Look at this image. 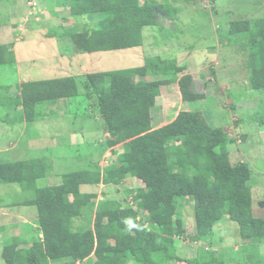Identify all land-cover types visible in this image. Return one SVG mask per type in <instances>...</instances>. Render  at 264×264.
<instances>
[{"label": "trees", "instance_id": "trees-1", "mask_svg": "<svg viewBox=\"0 0 264 264\" xmlns=\"http://www.w3.org/2000/svg\"><path fill=\"white\" fill-rule=\"evenodd\" d=\"M62 2L74 19L103 18L92 28L84 24L81 32L68 31L72 49L79 55L142 48L144 30L161 29L160 34L167 37L161 19L175 15L173 0ZM228 34L231 48L244 56L249 90L264 89V18L231 22ZM15 60L9 47H0V67L13 65ZM155 61V70L144 65L83 79L68 77L21 85L15 103L22 107L25 122L32 124L42 119L46 104L79 97L77 83L82 80L86 100L96 99L105 121L110 137L107 145L112 149L121 145L123 152L111 166L100 167L93 162L85 169L62 174L61 185L43 188H38L37 182L50 173L44 159L0 163L1 184H17L23 192L34 193L32 199L18 206L36 208L42 235L33 239L28 249H20L16 238L6 244L2 250L4 264L185 262L176 244L185 243L180 240L186 233L183 223L175 220L181 198L194 204L197 241L209 237L218 223L230 221L238 225L242 242H264V218L255 217L253 211L251 171L246 163H231L230 137L195 112H180L171 124L153 129L152 111L161 89L176 83L185 70L176 60L155 56ZM139 77L146 80L136 81ZM178 83L184 103L205 99V95L194 93L191 75H184ZM255 114L258 123L264 124V112ZM127 179L142 184L133 198L136 206L108 199L98 207L95 231L73 232V221L94 199L92 194H83L81 187L119 186ZM145 214L147 222L158 230H147L140 224L138 217L144 219ZM197 257L187 263L218 264L214 256L211 260H204L200 254Z\"/></svg>", "mask_w": 264, "mask_h": 264}, {"label": "rangeland", "instance_id": "rangeland-1", "mask_svg": "<svg viewBox=\"0 0 264 264\" xmlns=\"http://www.w3.org/2000/svg\"><path fill=\"white\" fill-rule=\"evenodd\" d=\"M19 1L0 0V21L5 23L4 27L0 26V47H9L18 61L13 65L0 67V163L44 159L51 166L52 173L48 176L52 178L50 180L47 177L37 182L38 188H43L60 185L62 174L77 168L85 169L93 162L98 163L100 167L111 166L117 162L118 156L123 152L122 146L119 145L112 149L107 145L110 137L104 124L105 121L100 117L93 119L90 116L97 110V101L95 98L90 101L86 100L82 80L77 83L80 96L63 100V103L66 101V104L72 106V108H68V115H65V126L59 121L48 122V125L42 121L36 124L25 123L23 109L15 103L20 95V87L24 82H40L63 77H78L80 79L81 76L83 79L90 74L131 70L144 65H147L150 70H155V56H160L163 60H176L179 62L178 65L185 68L184 73L178 79L184 75H191L188 74L190 70L199 71L195 73L197 78L194 82L196 85L194 93L205 95V100L188 103L185 107V103L178 95L177 85L169 88V85L163 87L161 91L165 98L162 100L169 109L167 113L172 116L169 119L176 116L172 115V112L178 110L176 104H181L183 111H187V108L196 113L202 111L200 114L204 113L211 127L221 126L231 134L234 141L231 137L228 138L233 142L232 145H229L230 161L232 164L246 163L249 166L251 171L249 186L255 217L264 218V124L258 123L257 115H252L250 110V108H256L260 111L264 106H258V98L255 97L258 95L257 92L251 91L250 93L248 91V74L244 65V56L236 54L234 49L227 46L230 43L229 34H227L230 22L226 23L227 21L220 20V25L215 26V31L214 25L211 26L214 20L210 17V12L202 9L203 6L209 7L210 4L213 8H210L212 15L218 23L215 0H199V3L193 1L188 4L190 11L181 12L173 20L161 19L162 28L167 30V37L160 34L161 29L144 30V46L142 48L92 55L61 56L59 65L56 58L62 53L69 55V50L72 48L67 38L68 31L78 29L81 32L84 29V24H89L92 28L103 18L99 16L94 19L71 18L67 5L64 3L62 6L53 5L51 2L55 0H46L49 7L47 9L37 7L36 12L30 10L31 2L23 0L22 5H19L20 8L13 10L12 7ZM41 1L36 0V3L41 4ZM233 1L225 0L222 5L228 3L234 10L245 9V11L237 12H247L243 16L246 20L264 18V12L253 15L259 9L252 8L250 0H235L240 3L239 8L232 6ZM262 1L264 0H253L252 3ZM23 4L26 5V8ZM251 11L253 14L250 13ZM219 12L223 15L226 10L222 7ZM32 16H34L33 22L30 18ZM230 16H239V14L237 15L236 11L230 9L228 17ZM226 18L225 16L224 19ZM175 20L178 24L182 22L183 25L176 26ZM185 29L188 31H182ZM239 40L242 41L241 38ZM187 47L190 49L187 50L188 53L195 50L196 57L189 54L187 57L182 56ZM217 62L220 63H218L219 66ZM222 73L229 74L231 77L233 75L239 81L228 79L223 82L224 76L219 78ZM153 79L157 80L158 78H149V80ZM219 79L220 83H218ZM139 80L145 81L146 78H136V81ZM215 90L216 95L213 96L212 92ZM248 97H252L250 102ZM61 105L64 104L57 105L55 109L59 115L64 114ZM48 111L50 112V110ZM159 114L158 111H152L154 128L159 126L158 123L161 125L165 123L163 115L167 116V114L161 116L162 120H159ZM45 119H48L47 115H45ZM91 119L95 124H92ZM70 126L76 127L74 131L69 132L72 134L70 142H68V138L66 140L68 135L49 137L54 136L52 129H60L64 132L66 127ZM234 130L238 136H234L236 135ZM89 135L92 137L88 138ZM140 188H142V184L139 181H133L122 183L119 186L99 184L84 189L85 193L94 195V199L82 209L79 218L73 221V232L95 231L98 207L108 199L119 200L127 207L136 206L133 198ZM33 196L34 193L23 192L17 184L0 183V264H3L2 250L6 244L16 238L21 243L20 249H28L32 244L31 239L37 238L40 234L39 227L35 226V224L38 225L35 220L37 217L36 208L18 206L26 200L32 199ZM145 216L144 219L142 216L138 217L140 224H144L147 230H158L147 222V214ZM175 220H181L183 228L187 232L183 236L186 238L185 243L176 242L179 256L185 261L178 264H188L187 262L196 260L195 258H198L199 254L200 257H204V260H211L214 256L224 264H264V242L257 240L242 242L236 223L230 221L218 223L209 237L197 241L194 232L196 224L194 204L188 198L177 200ZM27 237H31V239ZM91 259L95 260V257L92 256ZM52 264H64V262Z\"/></svg>", "mask_w": 264, "mask_h": 264}, {"label": "crops", "instance_id": "crops-1", "mask_svg": "<svg viewBox=\"0 0 264 264\" xmlns=\"http://www.w3.org/2000/svg\"><path fill=\"white\" fill-rule=\"evenodd\" d=\"M26 2H28V3H35L36 4V8L34 9L32 6H30V4H29V8H30V10H32V11H35L36 12V9H37V7H41L42 9H47L48 7H49V4H48V2H46V0H42L40 3L41 4H37L36 3V0H25ZM35 1V2H34ZM194 1V3H199L200 1L199 0H173V7H174V10H175V15L172 17H169V19L170 20H173V19H175L176 17H177V15L178 14H180L181 12H184L185 11V13H186V11H190L191 9H190V7H189V5L188 4H190V3H192ZM196 1V2H195ZM212 1H214V0H212ZM223 1H225V0H215L214 2L217 4V5H215V13L217 14L216 16H218V23L215 21V17L212 15V7H211V5L209 4V7H202V9H204V10H207V11H209L210 12V17H212L213 18V20H214V23H211V26H213L214 25V29H215V31H216V28H215V26L216 25H220L219 23H220V20H224L226 23H228V22H234V21H240V20H246V18L245 17H243L246 13H239V12H237V11H245V9H242V10H238V9H236V10H234L232 7H230V4H228V3H226V5H222V2ZM252 1L253 0H250V5H251V7L252 8H257V9H259L258 10V12L257 13H254L253 14V12L251 11L250 13H252L253 15H256V14H261L262 12H264V1H262V2H255L254 4L252 3ZM22 2H23V0H20L19 2H17V3H15V6H13L12 7V9L13 10H16L17 8L19 9L20 8V6L22 5ZM39 3V2H38ZM53 5L55 4L56 6H62L63 5V2H62V0H55L54 2H51ZM233 4H232V6L233 7H236V8H239L238 6H240V3L239 2H235V0L232 2ZM259 4H261V5H259ZM20 5V6H19ZM23 6L26 8V5L25 4H23ZM222 7H224L225 8V10H226V12L222 15V14H220V10L222 9ZM210 8H212V9H210ZM232 9L233 11H236V14L238 15L239 14V16H230V17H228V15H229V12H230V9ZM251 8V9H252ZM4 9V8H3ZM5 10V9H4ZM181 10H183V11H181ZM1 14V13H0ZM31 15V14H30ZM227 17L226 19H224V17ZM235 17H240V18H235ZM31 18V21L33 22V19L32 18H34V16H32V17H30ZM72 18V17H71ZM259 19V18H258ZM255 20V19H254ZM39 21V20H38ZM175 22H176V26L177 25H183V23L181 22V23H179L178 24V22H177V20H175ZM0 26H2V27H4L5 25V23L4 22H1L0 21ZM217 23V24H216ZM33 26H34V24H33ZM32 26V27H33ZM7 28V27H6ZM2 29V28H1ZM182 31H184V32H186V31H188L187 29H185V30H182ZM228 33H229V31H228ZM227 33V34H228ZM188 34V33H187ZM24 36L26 35V34H23ZM56 39H57V37H55ZM185 38H187V37H185ZM58 40V39H57ZM231 44H229V45H227V46H230ZM16 46V45H15ZM230 48H231V46H230ZM232 49V48H231ZM187 50H190V49H188V47L187 48H185V51L182 53L183 55L182 56H184L185 55V57H187V54H189V55H192V56H195L196 57V54L194 53L195 52V50L194 51H192V53H188L187 52ZM235 50V49H234ZM237 54V53H236ZM73 56V55H79V54H75V52L73 51V49L71 48L70 50H69V55H65V54H63L62 53V55H60L59 57H57L56 59H57V64L59 65L60 64V57L61 56H65V57H70V56ZM88 55H92V54H88ZM239 55H241V54H239ZM242 56V55H241ZM16 57V56H15ZM190 59H192V57H189ZM216 59V58H215ZM16 62H18L17 60H16ZM178 62V61H177ZM179 63V62H178ZM219 62H217V64H218ZM220 64V63H219ZM219 64H218V66H219ZM199 71H195V70H190L189 71V73L188 74H191V76L193 77V84H194V89L196 90V85H195V80H196V78H197V75L195 74V73H198ZM248 74V73H247ZM222 76H224V78H223V82H225V81H227L228 79H232L231 81H233V80H238L239 81V79H236L235 78V76H233L232 75V77H231V75H229V74H220L219 75V78H221ZM63 78H68V77H63ZM235 78V79H234ZM57 79H62V78H57ZM57 79H51V80H57ZM179 80L180 79H178V81L176 82V83H172V84H170L169 86H168V88L169 87H171V86H174V85H177V87H178V95H179V97L181 98V100H182V96H181V93H180V88H179ZM220 79L218 80V83H220ZM24 83H28V82H24ZM231 84H232V82H230ZM165 87H167V86H165ZM164 87V88H165ZM246 87V86H245ZM247 88H248V75H247ZM248 91L251 93V90H249V88H248ZM196 92V91H195ZM255 92H257L258 93V95H255V97L256 98H258V106H260V105H263L264 106V89H262V90H260V91H255ZM216 95V90L215 91H213L212 92V95L213 96H215ZM201 95V94H200ZM252 96V95H251ZM163 98H165L164 96H162V91H161V94H160V97H158L157 98V101H156V106L154 107V111H158L160 114H159V120H162L161 119V116L163 115V114H167V116H164L163 115V119H165V123H164V125L162 124H160V123H158V125L159 126H157L156 128H154V126H155V123H154V120H153V129L154 130H157V129H160V128H162V127H164V126H167V125H169V124H171L173 121H175V119L177 118V116H178V114L180 113V112H193L192 111V109H190V108H187V111H183L182 109H181V104H176L177 105V108H178V110H176V111H174V112H172V115H176L173 119H169L170 117H172V116H170V114L169 113H167V111L169 110L167 107H166V104H165V102H163ZM251 98V99H250ZM69 99H73V98H69ZM63 100H67V99H63ZM63 100H59V101H57V102H55V103H53V104H46V106L44 107V112H42L41 114H42V119L40 120V121H38V122H35L34 124H36V123H41V121L42 122H44V123H46L47 125L49 124L48 122H51V121H59L63 126H65L66 125V116L65 115H68V108L69 107H71L72 108V106H70V105H68V104H66V101L63 103ZM205 100V99H204ZM248 100H249V102L252 100V97H248ZM183 102V101H182ZM198 102H201V100H199ZM195 103H197V102H195ZM59 104H64V105H61V106H63V108H62V110H63V112H64V114H62V115H59L56 111H55V109H56V107H57V105H59ZM186 104H188V103H185L184 105H185V107H187V105ZM250 108V107H249ZM48 110H50V112L48 111ZM71 110V109H70ZM70 110H69V114H70ZM250 110H251V112H252V115H254L255 113H257V112H263L264 111V107H263V109L262 110H260V111H258V110H256V108L255 109H251L250 108ZM202 112V111H201ZM200 112V113H201ZM196 113V112H195ZM45 115H47V118L48 119H45ZM90 116H92V118L93 119H95V117H96V119H97V117H100V119H103V117H102V115L100 114V111L97 109L94 113H92V115L90 114ZM203 116H204V118H205V120L207 121V119H206V117H205V115H204V113H203ZM253 117V116H252ZM93 119H91L90 121H92V124H95L94 123V121H93ZM169 119V120H168ZM104 120V119H103ZM168 120V121H167ZM167 121V122H166ZM208 122V121H207ZM26 123V122H25ZM87 123V122H86ZM104 124H105V122H104ZM220 126V125H219ZM75 127V126H74ZM76 128V127H75ZM75 128H73L72 126H70V127H66V130L63 132L62 130H60V129H52V130H54L53 131V135L54 136H49V137H55V136H66V135H68L67 137H66V140H67V138L69 139V141L68 142H70V138H71V136H72V134H69V132L72 130V131H74V129ZM212 128H214V129H222L224 132H225V134L226 135H228L229 137H231V134L230 133H227L226 132V130H225V128H222L221 126L220 127H218V126H216L215 125V127H212ZM90 129L92 130V126L90 127ZM235 131V133H236V135H234V136H238V134H237V132H236V130H234ZM76 136V135H75ZM92 137V135H89L88 136V138H91ZM231 139H233V141H234V138H232L231 137ZM63 140H65V139H63ZM236 142V141H235ZM233 144V143H232ZM231 144V145H232ZM68 145H70V144H68ZM96 147V146H95ZM49 164V163H48ZM49 166H50V164H49ZM50 173H52V171H51V166H50ZM49 173V174H50ZM47 177H49L50 178V180H51V176H47ZM46 177V178H47ZM61 177V176H60ZM45 178V179H46ZM133 181H138L137 179H127L125 182H127V183H129V182H133ZM124 182V183H125ZM123 183V184H124ZM60 185H61V183H60ZM103 185V184H102ZM56 186H59V185H56ZM90 187H81V192L83 193V194H88V193H85L84 192V189L86 190V189H89ZM253 211H254V214H255V209H254V206H253ZM10 215V214H9ZM19 218H21V217H19ZM35 220L38 222V219H37V217L35 218ZM35 224V223H34ZM35 226L37 227L38 225H36L35 224ZM39 227V226H38ZM219 227V226H218ZM185 229V228H184ZM31 230V229H30ZM186 231V230H185ZM31 232L33 233V231L31 230ZM39 232H40V230H39ZM194 232L196 233V224H195V230H194ZM187 233V232H186ZM33 235V234H32ZM27 238H30L31 239V237H27ZM36 237H33L32 239H31V243H32V241H33V239H35ZM37 238H42V235H41V233L37 236ZM27 240V239H26ZM28 241V240H27ZM2 263L4 264V261L2 260ZM218 264H224L223 262H221L220 260L218 261Z\"/></svg>", "mask_w": 264, "mask_h": 264}, {"label": "built area", "instance_id": "built-area-1", "mask_svg": "<svg viewBox=\"0 0 264 264\" xmlns=\"http://www.w3.org/2000/svg\"><path fill=\"white\" fill-rule=\"evenodd\" d=\"M32 6H33V7H36V4H35V3H32ZM134 205H135V204H134ZM134 205H132V206H134ZM185 239H186L185 237H181V238H180V240H182V241H184V242H185ZM187 239H188V238H187ZM188 240H189V239H188ZM189 243H190V240H189ZM193 243H194V242H193ZM195 244H196V243H195ZM196 245H197V244H196Z\"/></svg>", "mask_w": 264, "mask_h": 264}, {"label": "clouds", "instance_id": "clouds-1", "mask_svg": "<svg viewBox=\"0 0 264 264\" xmlns=\"http://www.w3.org/2000/svg\"><path fill=\"white\" fill-rule=\"evenodd\" d=\"M131 226H134V225H131Z\"/></svg>", "mask_w": 264, "mask_h": 264}]
</instances>
